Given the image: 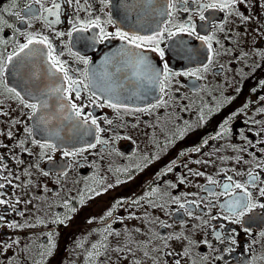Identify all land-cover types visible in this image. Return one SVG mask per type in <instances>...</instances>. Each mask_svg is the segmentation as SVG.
<instances>
[{
    "label": "flooded vegetation",
    "instance_id": "1",
    "mask_svg": "<svg viewBox=\"0 0 264 264\" xmlns=\"http://www.w3.org/2000/svg\"><path fill=\"white\" fill-rule=\"evenodd\" d=\"M209 2L177 3L164 22L174 32V26L191 22L198 36L211 37L165 36L163 60L177 75L165 82L164 93L157 88L145 95L144 87L126 85L128 107L120 110L107 106L109 92H98L101 99L95 103L89 99L91 86L79 100L72 93V101L87 105L84 113L91 116L78 131L71 129L69 146L41 147L46 141L34 135L31 110L8 91L18 84L31 88L30 72L20 59L5 64L0 264H264V209L256 207L236 223L225 207L245 195L234 183L245 185L254 203H264V0H237L231 10L200 7ZM53 3L61 4L58 23L44 11ZM29 5L34 17L26 15ZM157 6L159 0L152 6L141 0H80L79 6L64 0H15L13 6V0H0V62L29 35L46 36L69 75L88 83L82 72L99 71L123 42L84 39L98 29L79 33L74 23L99 17L107 32L151 30L154 18H164L139 17L142 9ZM144 54L162 68L157 52L146 48ZM80 56L91 63L85 65ZM25 59L40 62L41 56ZM49 104L56 105L55 96ZM48 111L61 119L57 106ZM92 118L103 131L96 132ZM225 184L232 186L229 191Z\"/></svg>",
    "mask_w": 264,
    "mask_h": 264
},
{
    "label": "snow or ice",
    "instance_id": "2",
    "mask_svg": "<svg viewBox=\"0 0 264 264\" xmlns=\"http://www.w3.org/2000/svg\"><path fill=\"white\" fill-rule=\"evenodd\" d=\"M35 2L39 3L40 0H35ZM111 2L112 0H101V3L105 4H111ZM141 2L146 3L148 6L157 4V0H141ZM64 3H75L79 6L80 0H64ZM177 3L186 5L188 0H159V6L150 7V10L149 8L141 10L139 19H142L144 16L151 15L152 13H155L157 17L164 18L163 20L154 18L155 27H152L151 30L141 26L139 28H132L128 31L117 28L115 32H107L105 31L99 17L81 20L79 21V24L74 23L73 31L75 32L87 33L91 29H98V32L91 36L84 37V39L103 41L109 38H118L121 42H123L122 47L118 51L105 57L103 63L99 66V71L93 70L91 71V74H89L90 70L85 69L82 72V76L85 80H88V83H84L83 80L74 79L72 75H69V69L64 66V62L60 61L57 55H54L55 49L53 48L51 41H49L46 36L37 38L29 35L27 42L21 44L18 51L13 50L8 54L6 61L0 62V76H3V74L8 71L5 64H11L14 58L20 57L21 53L24 54L25 58L38 56L46 57L43 63H45L47 67L43 73L34 70L33 64L30 60L25 59L22 61L21 66L30 72V79L32 82L31 88L24 89L25 95L29 98V100L26 101L24 96L21 95V92L17 91L16 88H9L8 91L14 93V95L20 99L21 103L31 110L30 114L32 117H35L36 126L38 128L40 125H48L51 120L55 118L48 110L51 107L57 106L59 109L58 114L60 115L61 120L72 121V129L78 131L81 127L89 123L88 117L91 116V113H84V107L87 105L80 106L72 101V93H75L76 100H79L81 93L84 90L89 89L91 86L92 90L89 99H91L93 103L101 99V95L105 92L112 93V95L104 96V99L108 107H112L116 110H120L121 108L127 109L128 107L124 102V100L128 97H124L122 99L120 95V90L124 89L126 85H134L138 88L144 87L145 95L150 94L157 88L160 93H164L165 82L168 81L171 76L177 75V73H173L169 68L168 63L164 62L163 58L165 57V51L160 47L161 42L165 39L166 35L168 38H171L176 34V32H187L189 35H197L195 31V24L191 22L188 24L174 26L176 28V32L165 27L164 22L165 20L170 19L172 15V11L170 10L175 9ZM236 3L237 0H210L209 3L202 4L200 7L202 9L218 8L220 10H231L234 8ZM13 6H15V0H13ZM60 9V3H53L51 8L44 9L49 16L56 17V20L51 21V23L59 22ZM85 9L87 10L86 4ZM183 10L188 11L189 9L185 7ZM4 11L7 12L8 9H4ZM77 11H79V8H77ZM12 14L17 18H20L19 12ZM26 15L31 17L35 16V12L33 11L31 5L28 6ZM89 16H91L90 12ZM200 19L202 21L205 20V16L200 15ZM107 23H113L110 17L107 20ZM201 27L203 28L204 26L201 25ZM64 34L65 33L63 32L58 33L59 36H63ZM68 35L71 36L72 32H69ZM197 39L207 41L210 40L211 37L197 35ZM33 44L45 45L46 50L31 48L30 45ZM210 47L211 45L209 44V48ZM146 48L159 54L162 61V68L153 64L149 57L144 54V49ZM79 59L85 65L91 63L89 59L83 56H80ZM109 67L114 69V71H109ZM185 74L195 75L194 72H188ZM45 76L47 77V82L44 79ZM98 92L101 95H98ZM53 96L56 97V105L49 104V100H51ZM160 102H163L162 97L160 98ZM100 106L103 107L104 105ZM107 122L111 123L110 120ZM91 124L96 125L97 133L103 131V129H101L97 124V120L95 118L91 119ZM28 131L29 135H31V129ZM49 134L58 135V133H53L51 130H49ZM97 142H99L98 136ZM37 143L39 142L37 141ZM41 147L55 148L56 145L46 141L41 145ZM88 147H95V144H89ZM77 151L80 150H65L64 155H75ZM228 179L231 180L232 178L228 177ZM255 179L256 178L253 176V183L255 182ZM212 183H215V181H212ZM0 187H3V184H0ZM231 187L232 186L229 184L224 185L225 191H229ZM234 187L242 189L245 193V195L235 196L232 201L225 206L230 213L237 217L234 222L239 223L240 217L244 216L247 212H251L256 207L264 209V203L256 204L252 201L251 193L248 192L245 185L234 183ZM260 195L264 196V188L260 189ZM2 203H6V201L0 200V204ZM180 206L184 207L182 204ZM245 231H248V229H245ZM262 235H264V233H262ZM176 238L179 239V237ZM177 264H179V262H177Z\"/></svg>",
    "mask_w": 264,
    "mask_h": 264
},
{
    "label": "water",
    "instance_id": "3",
    "mask_svg": "<svg viewBox=\"0 0 264 264\" xmlns=\"http://www.w3.org/2000/svg\"><path fill=\"white\" fill-rule=\"evenodd\" d=\"M15 87L19 89V91L21 92V94L24 97H26L27 99H29L25 95L24 88H22L19 84H18V86L15 85ZM32 123H33L35 135L38 138L44 139V140H47V141H50V142H55V143H58V144H64V142H62L60 139L64 140L65 143H70V140L68 139L69 136H68L67 139H64V137L67 136V135L63 136L62 134H60L61 130H64L63 128H65V125L68 124L67 121H62L63 124H62V126H60L57 123V121L51 120V122L48 125H40V127L38 128L36 126V119H35V117H33ZM49 130H51L53 133H58V135H55V134L50 135L49 134ZM59 135H61V137H63V138H60Z\"/></svg>",
    "mask_w": 264,
    "mask_h": 264
}]
</instances>
